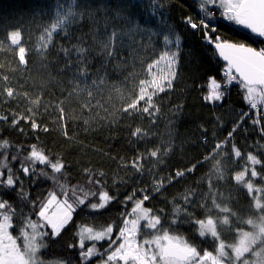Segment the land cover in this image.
Returning <instances> with one entry per match:
<instances>
[{"label":"trees","instance_id":"trees-1","mask_svg":"<svg viewBox=\"0 0 264 264\" xmlns=\"http://www.w3.org/2000/svg\"><path fill=\"white\" fill-rule=\"evenodd\" d=\"M159 2L163 4V13L167 18L162 23L147 17L143 10L148 6L147 0H79L80 5L86 3L90 6L88 11L92 13L93 19H85L71 25L68 28L69 36H65L63 32L54 34L52 43L45 50L46 53L53 52L54 45L68 46L69 39L72 44H76V38L83 37L85 46H88L93 44L94 40L106 41L107 34L114 30L121 34L113 57L106 58L93 52V72L101 67L104 59H107L108 63L101 72L104 83L93 90L95 99L91 100L93 106H100L96 107L95 111H88L83 107L89 102L87 93H72L67 83L70 77L67 74H58L54 63L45 64L36 48L43 35V29L55 21L57 0H0V40L7 32L19 29L22 31V43L30 50L28 64L24 66L18 63V57L15 55L17 50L14 47L10 48L6 41L0 45V77L9 78L7 83L0 79V89L12 87L18 93L15 99L0 97V116H9L10 113L20 115L25 109L32 108L36 122L40 124L38 130H32L31 124L25 121H21L17 128H12L10 116L8 122H0V140L9 142L8 148H0V153H3L0 155V161H4L6 156V163L23 181L22 189L17 187L15 192L5 198L22 216L29 214L31 205L16 194L21 191L32 200H43L54 191L60 197L58 185H66L69 189L80 186L86 193H97L95 198H90L91 203H100L101 192H107L115 198L109 201L104 209L95 212L87 208L77 209L73 213V222L62 235L55 242H49V247L40 252V259L44 264H63V261L68 259L71 264H81L78 259V241L81 238L79 234L85 228H92L95 235V232L102 231L109 225H113L114 231H117L115 226H122L121 214L132 213L135 201L147 194L141 193L140 189L148 190L152 196L142 207L152 210L156 215H160L159 210L162 209L168 220L175 218V207H183V194L194 190L201 195L196 197L193 208L188 209L193 213L192 219H206L209 215L216 219L218 209H213L211 199L205 208L197 206L206 203L211 183L212 192L217 193L216 204L221 208H230L235 214L231 218V229L225 228L220 232L221 239L227 245L238 242L240 231H252L251 226L246 224L248 219L257 222L259 213L255 210V200L261 198L264 204V168L261 165H253L247 155L251 153L264 164V132L261 131L264 129V101L252 110L250 102L245 99L246 93L238 86V82L226 85L223 74L226 64L220 58L214 57L213 46L205 41L203 29L194 30L184 23L186 17H191L194 23L199 24L204 15L199 11L200 0ZM65 3L66 7L77 12L83 10L82 7L73 5L71 0H65ZM101 5L107 7L102 8ZM209 7L215 13L219 10ZM117 9L123 10L120 16L116 15ZM124 16L138 19L141 27L150 26L157 33L167 34L168 28L165 25L171 26L182 37L179 50L176 46L162 43L157 35L149 38L139 32L130 33L132 26L123 19ZM209 20L212 21L209 27L216 29L211 33L213 39L219 36L229 42L245 45H256L257 42L264 46V38L256 39L255 36H250L234 22L226 23L222 18ZM96 51H99L98 47ZM165 52L177 54V62L171 67L167 60L160 59ZM47 59L52 61L55 56H47ZM62 59L61 56V61ZM157 60L159 63L149 73L148 65ZM170 71L176 73L172 88L165 87V92L153 96V101L159 108L154 126L152 119L145 114L133 113L129 116L122 112V108L136 98L140 80L150 82L154 76L163 79ZM211 77L220 81V90L225 93L221 101L208 102L203 99L209 94ZM93 78L95 77H90ZM146 87L152 91L150 85ZM25 93L31 100L39 97L41 103L29 104L24 98ZM56 105L64 108L63 123L58 122ZM245 113L247 115L244 116L242 125L237 127ZM45 127L48 128L47 132L43 131ZM136 127L148 131V137L143 140L133 138L130 133ZM233 128H236V131L232 139L225 143ZM33 144L43 150L53 163L62 159L67 166L63 170L64 175L54 174L49 167L37 163V175L25 177L19 170L22 163L25 167H32V163L25 158L28 156L29 146ZM169 144L171 150L162 156V162L158 163L155 158L148 156L151 150L161 148L163 151ZM217 144H224V147L214 158L204 162L205 157L212 156ZM233 145L241 151V158L233 155ZM17 148L21 149L19 153ZM139 154L146 157L140 161L145 169L142 173L136 172L131 166V162ZM13 156L17 159L12 160ZM218 162L222 173L220 176L215 175ZM194 164L198 166L193 173L168 184L167 177ZM84 169L92 170L97 175L104 173L101 183L89 185L88 176L83 173ZM253 169L258 174L255 178L250 176ZM42 172L47 173V176L39 175ZM239 173H245L243 182H237L235 179ZM162 179L165 187L156 193L152 190L153 183ZM247 183L253 186L251 197L246 188ZM133 191L137 193L134 201L125 204V198L132 195ZM132 215H129L128 219H131ZM140 223L143 224L144 221ZM12 224L17 227V231H13L12 235L17 236L18 229L23 225L15 217ZM164 227L169 226L165 223ZM173 234L181 236L198 250L215 252L219 243L210 235L200 237L198 226L187 221L176 227ZM83 238L86 248L95 245L96 252L103 251L100 254H105L104 251L108 248L107 240L91 241L86 233ZM68 245L76 247L69 249ZM91 264H103L101 256L92 257Z\"/></svg>","mask_w":264,"mask_h":264},{"label":"snow or ice","instance_id":"snow-or-ice-1","mask_svg":"<svg viewBox=\"0 0 264 264\" xmlns=\"http://www.w3.org/2000/svg\"><path fill=\"white\" fill-rule=\"evenodd\" d=\"M71 3L77 8L82 7L83 10L77 12L70 7H66L65 0H57L55 21L43 29V35L41 36L43 43L38 51L45 64L54 63L58 74H67L70 77L67 83L68 87L72 89V93H87L89 102L84 104L83 107L88 111H95L96 107L100 105L93 106L91 103V100L95 99L93 90L103 85L104 77L101 72L108 60L104 59L101 67L93 72V52L95 51L96 55L106 58L113 57L115 46L121 38V34L115 30L107 34V29H105L108 35L106 41L94 40L93 44L85 46L86 42L83 37H77L76 44H72L69 39L68 46L59 45L57 47L54 45V51L46 53L45 50L52 43L54 34L63 32L65 36H69L68 28L71 25L85 19H93L92 13L88 11L90 7L88 4L80 5L79 0H71ZM147 5V8L143 9L147 17L154 18L157 23H162L167 19L163 13L164 6L159 0H147ZM209 6L218 8L221 18L243 26L246 30H251V34H254L256 39H261L264 38V0H200L199 11L203 12L204 15L200 19L199 24L194 23L191 17L184 19V23L192 29H203L205 41L212 45L214 51L218 52L219 57H222L226 62L224 70L225 84L232 85L233 82H238V86L246 93L245 99L250 102L251 109H256L257 102L264 101V47L256 48L245 44L231 43L227 40H222L219 36L213 39L211 33H214L216 29L209 27L212 22L209 18L213 16ZM101 7L106 8L107 6L101 5ZM122 11V9H117L116 15L120 16ZM123 19L132 26L130 33L139 32L149 38L157 35L162 43L176 46L177 50H179L182 37L171 26L165 25L168 28L167 34L157 33L150 26L141 27L138 19L133 20L130 16H124ZM5 41L10 48L14 47L17 50L15 55L18 57V63L27 66V57L30 55V50L22 43V31L17 29L7 32L4 38L0 40V45H3ZM97 47L99 51H96ZM52 55L55 56V59L49 61L47 56ZM61 56L63 57L62 61ZM176 56V53L169 54L165 52L160 59L167 60L169 67H171L177 62ZM158 63L159 60L149 64L148 72L151 73L152 68ZM175 75L174 71H170L163 79H157L154 76L150 82L140 80L136 98L123 107L122 112L129 116L133 113L145 114L152 119L154 126L156 113L159 112V108L154 103L153 96L165 92V87L171 89ZM92 76L95 78L90 79ZM0 79L7 83L9 78L8 76H3ZM146 85H150L152 88L151 92ZM209 89V94L203 97L205 101H221L222 97L225 96V93L220 90L221 84L214 78L210 80ZM4 96L15 99L18 93L14 88L6 87L0 89V97ZM24 98L32 105L41 103L39 97L35 100L28 99L27 93L24 94ZM141 102H143V106H141ZM56 108L59 113L58 122L63 123L64 108L60 105H56ZM246 115L247 113L242 115L241 123L237 127L242 125ZM9 116L11 117L10 126L12 128H17L21 121H25L31 124L32 130L40 129V124L36 122L32 108L25 109L23 114L10 113ZM9 116H0V122H8ZM253 123L255 124L256 121H253ZM21 131L23 130L21 129ZM43 131L47 132L48 128H43ZM235 131L236 128H233L228 133L225 143L232 139ZM261 131L264 132V129H261ZM64 134L67 136L66 131ZM130 134L137 140H143L148 137L149 132L141 127H136L131 130ZM8 146L9 142L7 140H0V148L6 149ZM223 147L224 144H217L212 156L205 157L204 162L214 158ZM20 150V148H17V153ZM170 150L171 144L164 148L163 151L161 148L151 150L148 156L155 158L159 163L162 162V156L166 155ZM232 153L237 158L242 157L241 151L235 145L232 147ZM2 154L0 153V155ZM16 159V156L12 157V160ZM25 159L32 163V167H25L22 163L19 171L29 178L32 175H37L35 172L37 163L49 167L54 174L60 175H64L63 170L67 167L62 159H57L53 163L43 150L37 148L36 144L29 146V153ZM143 159H146V157L143 154H139L131 162V166L138 173L145 171L140 163ZM247 159L253 165H261L264 168V164H261V161L251 153L247 155ZM6 160L7 157L5 156V160L0 161V264H44V261L40 259V252L49 247V242H55L62 235L67 226L73 222V213L77 209L83 210L87 208L95 212L104 209L109 201L115 199L109 196L107 192H101L99 193L100 203H91L90 198H95L97 193H86L85 189L80 186H73L69 189L66 185H58L60 197H63V199L58 197L54 191L49 193L43 200H32L30 196L21 191L16 194L23 197L31 205L29 214L22 216L16 212L9 200L5 198L11 192H15L17 187L23 188V181L20 176L13 172ZM197 166V164H194L185 170L176 171L173 175L166 178L168 184L170 185L174 180L193 173ZM83 173L88 176L87 183L89 185H99L104 177V173L97 175L89 169H84ZM39 175L47 176V173L42 172ZM215 175H222L219 162L215 166ZM257 175L254 169L250 172V176L253 178L257 177ZM243 178L244 173H239L235 177L237 182H243ZM164 187L162 179L153 183L152 190L159 193ZM246 188L251 197L252 184L247 183ZM139 191L147 194H143L140 200L135 201L132 213L121 214L122 226L116 225L117 231H114L113 225H109L106 229L95 232V235H93L94 230L92 228H85L79 234L81 238L78 241L80 249L78 259L81 264H91V258L97 255L101 256L103 264H225V261L227 264H264V204L260 203L259 200L255 203V210L260 214L258 222L252 219L246 221V224L251 226L252 231H240L238 242L233 245H227L221 239L220 232L225 228L231 229V218L235 214L230 208H221L220 205L216 204L215 197H217V193L212 192L211 183L209 184L206 203L197 206L205 208L208 200L211 199L213 209H218L216 219H213L210 215L206 219H192L193 213L189 212L188 209L193 208L196 197L201 195V193L194 190H188L183 194L181 200L183 207L177 206L174 208L176 215L172 220L167 219V214L162 209L159 210L160 215H156L152 213V210L143 208L142 205L152 196L151 192L146 189H140ZM78 193L82 195H78ZM136 195V191H133L132 195L125 198L124 203L127 204L130 201H134ZM70 200L72 201L71 203L69 202ZM211 210L209 209V211ZM132 214H135V219H128V216ZM220 216L223 218L220 219ZM14 217L23 225V227L18 229L19 234L17 236L12 235L13 231H17V227L12 224ZM32 217L36 219L33 220ZM162 217H164L163 220ZM141 220L144 221L143 224L140 223ZM185 221L198 226L200 237L210 235L214 240L219 241L218 247L215 249V255L212 251L206 249L198 250L197 247L188 243L181 236L173 234V230ZM165 223L168 224V228L164 227ZM218 226L220 231H218ZM84 233L87 234V238L91 241L107 240L108 248L105 250V254L96 252L94 250L95 245L86 248L83 238ZM68 247L69 249H74L76 245H68ZM63 264H71V260H65Z\"/></svg>","mask_w":264,"mask_h":264},{"label":"built area","instance_id":"built-area-1","mask_svg":"<svg viewBox=\"0 0 264 264\" xmlns=\"http://www.w3.org/2000/svg\"><path fill=\"white\" fill-rule=\"evenodd\" d=\"M212 12H213V11H212ZM214 18H216V19L221 18V17H220V10H218L217 13L213 12V16L210 17L209 19H214ZM222 19H223L226 23H227V22H228V23H233V22L227 21V20L224 19V18H222ZM255 47H256V48H260V47H263V45H261V44H259V43L256 42ZM212 52L214 53V57L217 58L218 55H217L214 51H212ZM223 74H224V72H223ZM260 102H261V101H258V102H257V107L259 106ZM252 110H253V109H252Z\"/></svg>","mask_w":264,"mask_h":264},{"label":"rangeland","instance_id":"rangeland-1","mask_svg":"<svg viewBox=\"0 0 264 264\" xmlns=\"http://www.w3.org/2000/svg\"><path fill=\"white\" fill-rule=\"evenodd\" d=\"M45 39H46V37H45ZM42 43H43V42L41 41V38H40L39 41H38V43H37V46H36L37 50L39 49V47H40V45H41ZM212 78L216 79L215 77H211L210 80H211ZM210 80H209V84H210ZM216 81H217L218 83H220V81H219L218 79H216ZM244 176H245V173H244ZM257 200H259L260 203H262V202H261V198H260V199H259V198H256L255 201H257ZM259 215H260V214H258V216H259ZM131 219H135V214L132 215ZM141 221H142V220H141ZM257 222H258V218H257ZM105 250H106V249H105ZM257 250H259V249H257ZM226 251H228V249H226ZM104 252H105V251H104ZM100 253H103V251H101ZM213 253H214V255L216 254L215 252H213ZM229 254L231 255L230 252H229Z\"/></svg>","mask_w":264,"mask_h":264},{"label":"water","instance_id":"water-1","mask_svg":"<svg viewBox=\"0 0 264 264\" xmlns=\"http://www.w3.org/2000/svg\"><path fill=\"white\" fill-rule=\"evenodd\" d=\"M240 26V25H239ZM242 27V29L247 33V34H249L250 36H255L254 34H251V30H246V29H244V27L243 26H241ZM229 42V41H228ZM231 43H234V42H231ZM236 44H238V43H236ZM247 46H251V45H247ZM251 47H253V46H251ZM213 50H214V48H213ZM216 52V51H215ZM217 53V55H218V52H216ZM219 56V55H218ZM220 59H221V61L223 62V63H225L226 64V62L223 60V58L222 57H219Z\"/></svg>","mask_w":264,"mask_h":264}]
</instances>
